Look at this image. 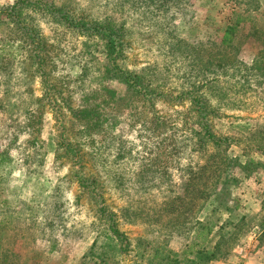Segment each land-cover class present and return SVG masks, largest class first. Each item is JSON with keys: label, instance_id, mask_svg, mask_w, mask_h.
<instances>
[{"label": "rangeland", "instance_id": "374dc122", "mask_svg": "<svg viewBox=\"0 0 264 264\" xmlns=\"http://www.w3.org/2000/svg\"><path fill=\"white\" fill-rule=\"evenodd\" d=\"M15 1L0 0V7ZM51 1L67 3L93 16L115 14L125 19L130 45L124 64L144 74L157 95L144 104L129 97L121 101L118 109L108 111L112 117L104 126L107 133L94 143L75 136L76 128L68 130L73 118L66 105L78 108L90 95V103L95 98L101 100L98 89L103 84L124 97L125 86L98 80L103 54L95 55L98 60L92 61L87 74L80 77L83 71L79 66L91 62L86 55H79L85 39L39 19L57 48L50 73L56 89L49 91L54 94L52 99L43 101L42 127L32 135L37 137L36 142L27 145L24 140L29 135L21 114L26 108H35V100L43 95L47 84H42L40 74L32 73L24 45H5L9 25L0 21V151L14 164L10 172L0 176V199L7 198L9 205L2 208L0 203V219L4 210L8 214L4 219L13 213L8 235H24V229L17 224L20 220H16L23 208L21 202L36 210L35 215H28L35 217L34 235L20 238L18 244L22 241L23 245L15 246L22 264H78L97 234L100 202L116 214L119 229L134 242L132 250L120 257V264H147L139 252L157 246V241L181 254L185 244L195 237L190 228L195 219L212 222L211 242L220 234L227 236L219 246L222 255L210 264H264V168L255 163L264 162L260 150L264 148V78L259 79L253 70L244 67L252 63L258 48L253 39L245 36L244 21L235 27L231 41L234 48H224L230 62L223 68H216L215 63L207 67L206 62L218 52L217 44L226 25L234 24L238 13L243 18L247 13L263 21L264 0L258 1L252 12H244V0H172L163 18L156 12L146 15V7H122L120 0ZM166 32L170 34L167 36ZM175 42H180L181 48L173 47ZM54 106L63 107L62 112L67 114L68 121L62 120L64 136L80 145L78 154L84 170L97 178L102 201L89 192H81L78 183L67 177L72 159L77 158L74 151L67 153L69 158L66 154L54 158L52 139L63 131ZM204 124L224 140L220 148L225 149V154L238 159L227 170L230 182L226 194L216 201L219 206L214 210L215 203L208 201L199 208L202 198L187 208L180 206L179 221L187 223L177 226L168 221L177 211L167 204L183 193L188 170L196 171L206 163L208 173L221 160L215 157L218 147L195 144L192 131H200ZM249 159L254 162L244 165ZM144 171L140 178L142 175L138 174ZM57 184L59 191H49ZM44 191L47 192L42 194ZM57 211L67 229L62 234L56 231L52 237L55 241L37 237L29 244L30 238L39 234L45 212L58 221ZM215 230L218 231L214 234ZM138 237L145 242L139 248Z\"/></svg>", "mask_w": 264, "mask_h": 264}, {"label": "trees", "instance_id": "16d2710c", "mask_svg": "<svg viewBox=\"0 0 264 264\" xmlns=\"http://www.w3.org/2000/svg\"><path fill=\"white\" fill-rule=\"evenodd\" d=\"M171 1L120 0L119 4L122 7L126 4L132 8L142 7L144 9L146 7L148 9L143 11L146 12V15L148 12L152 14L156 12L163 18L166 17L172 6ZM258 1L260 0H244V4L246 5L244 12L250 9H252L250 11L252 12L253 9L257 8ZM39 19L42 21L49 20L62 29L69 30L85 39L82 49L79 50V55H86L88 61L91 62L79 66L83 71L80 77L87 74L88 68L90 67L89 64H92V61L95 63V60H98L95 55L103 54L105 56L103 58L104 63L99 71L98 80H105L107 82L116 81L125 86L123 92L124 97L117 96L112 88L102 83L103 85H100L98 89L101 100L97 101L95 98L90 103V95L88 98H84L86 101L85 104L78 108H74L70 104L66 105L73 118V120H70L68 130H75L76 128L75 136L87 138L90 140L88 142L94 143L95 139L98 140L107 133V131H104V126L111 121L112 117V114H108V111L111 113V111L118 109L121 106V101L124 102L123 100L129 97L144 104L147 100H151L157 95L155 94V88H152L146 82V76L144 74L130 70L124 64L128 46L130 45V42L126 39L129 35V29L125 19H121L120 16L118 17L115 14L104 17L101 15L93 16L85 10L69 6L67 3L55 4L51 0H16L10 5L0 7V21L3 20L9 25L5 45L8 47H11L10 45L14 43L24 45L27 53L26 58L29 61L32 73L40 74L38 76L41 78L42 84H47L43 95L35 100V108H26L21 114L25 131L29 135L24 140V143L27 145L36 142L37 137L32 138V135L34 132L38 133L42 127L44 115L43 101L49 98L52 99L54 94H49V91L51 88L56 89V84L51 82L50 73L54 67L51 64V60L55 56L57 48L50 41V38L53 39V37L45 34L43 31ZM243 21L244 29L246 28L247 30L245 36L253 39L258 45L252 63L249 66L244 64V67L253 70L259 79L264 78V18L263 21H257L247 13L244 14V18L243 14L238 13L236 22L226 25L223 37L220 43L217 44L218 52L216 55H211L209 60L206 61L209 64L207 67L215 63L216 68H223L230 62L228 52H225L224 48H234L231 45V41L234 38V30L236 25H243ZM166 33L167 36L170 34V32ZM176 40L182 41L179 39ZM57 47L59 48V45ZM173 47L181 48L180 42H175ZM185 48L187 47L185 46ZM73 57L76 59L75 56ZM101 92L103 93L101 94ZM64 101L65 103L69 102L68 100ZM62 108L61 106L52 107V109H55L56 120L59 122V125L61 124V130H63L59 134L57 133L52 139L53 143H55L54 158L59 159L61 154L67 155L70 151H74L73 154L77 158L75 160L71 158L70 175L67 177L69 179L72 178L78 183L81 192H89V194L96 196L99 201H102V192L97 178L90 176L84 170L85 164L82 163L81 154H78V151L81 150L80 145L73 143L72 140L67 141L66 136H64L65 124H62V120L63 122L68 120L66 118L67 114L62 112ZM196 116H199L198 112ZM75 122H78L79 125ZM192 132L196 142L195 144H199L200 147H204L210 143L216 148H220L221 143L224 142L223 139L217 138L211 132L207 124L202 125L200 131L194 130ZM108 134L110 135L109 137L114 138L113 134ZM218 148V154L216 153L215 157L221 159L218 160L219 166L208 173H206L207 170L205 169L208 168V164L206 163L196 171L188 170V178L183 182V193L174 196L169 204L166 203L167 205H171V209L178 212V214L176 212L171 220L168 219L170 223H176L177 226L187 223V221H179L180 214L178 208L180 206L187 208L189 203L198 198L203 199L201 204H199V208L200 205L208 201L215 203L214 210L219 206L216 201L226 194V188L230 182V175L227 173V170L232 164L234 165L236 163V159L238 158L229 157L225 154L224 148ZM260 150L264 156V148L260 147ZM67 157L69 158L68 155ZM252 162L254 160L249 159L244 162V165ZM255 163L257 166L264 168V162L258 161ZM13 167V162L10 163L9 159L4 155V151H0V176L6 172H10ZM144 173L145 171L140 172L138 175L142 176L139 177L142 178ZM60 188V185L57 184L55 187L48 189H50L49 191L53 190L57 192ZM47 191L42 192V194H45ZM7 201V198L0 199L2 208L9 207V205H6ZM18 202L20 203V201ZM21 204L23 208L18 211L21 215L16 216V220H20L17 224L24 229V235L22 237L17 233L15 235H8V223L12 221L13 213L11 212L8 216V220L3 218L8 215L7 210L1 213L3 217L0 219V264H22V256L16 250L15 246L23 245L22 241L18 244L21 240L20 238L25 240L29 236L34 235L33 228L36 226V221H34L35 217L28 215L29 212L31 215H35V207L26 202H21ZM57 213L60 216L58 221L50 218L47 212H45L44 222L41 223L37 232L39 234H35V237L30 238L29 244L30 242H34L37 237H47L49 240L55 241L52 238L54 233L60 231V234H62L67 229L59 214L60 212L57 211ZM96 223L98 224L97 234L78 264H120V257L128 254L132 250L131 246L134 242L131 241L130 237L124 231L119 229L116 214L108 210L103 202H100V206L97 209ZM212 225L209 219H195L190 227L192 236L195 237L185 244L181 254L167 249L164 246H160L163 244L157 241V246L150 247L145 252H139V255L143 260L146 259L147 264H210L222 255V252H219V246L225 243L227 239L225 234H220L215 242H211L212 237L210 238V236L213 233ZM14 226L17 227V225ZM260 226L263 227V224H260ZM218 229H221V226ZM217 231L215 230L214 234ZM136 241L137 248L145 243L140 237L136 238ZM209 243H211V246H209ZM159 247L161 248L159 249Z\"/></svg>", "mask_w": 264, "mask_h": 264}]
</instances>
